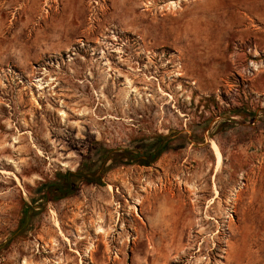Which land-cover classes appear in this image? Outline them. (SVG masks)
<instances>
[{"label": "rangeland", "instance_id": "374dc122", "mask_svg": "<svg viewBox=\"0 0 264 264\" xmlns=\"http://www.w3.org/2000/svg\"><path fill=\"white\" fill-rule=\"evenodd\" d=\"M0 264H264V0H0Z\"/></svg>", "mask_w": 264, "mask_h": 264}, {"label": "flooded vegetation", "instance_id": "af4514ba", "mask_svg": "<svg viewBox=\"0 0 264 264\" xmlns=\"http://www.w3.org/2000/svg\"><path fill=\"white\" fill-rule=\"evenodd\" d=\"M166 139H155L152 141L132 142L123 150L117 151L111 159V162L120 163L123 161L127 164L136 163L142 166L151 165L158 156L163 153L172 151L176 146L171 145ZM112 155L104 149H93L90 156L85 159L74 175L66 174L56 179L52 184L46 185V194L55 200H62L68 198L73 193L74 189L82 183H89L90 181L97 180L99 172L105 170L104 165L108 156ZM104 167V168H103ZM45 194V193H43ZM33 210L26 208L22 211L21 222L18 224V229H32Z\"/></svg>", "mask_w": 264, "mask_h": 264}, {"label": "trees", "instance_id": "16d2710c", "mask_svg": "<svg viewBox=\"0 0 264 264\" xmlns=\"http://www.w3.org/2000/svg\"><path fill=\"white\" fill-rule=\"evenodd\" d=\"M233 114H234L233 116L235 117H242L244 119H252L255 117L254 114L247 113L246 111L242 109L236 110Z\"/></svg>", "mask_w": 264, "mask_h": 264}, {"label": "bare ground", "instance_id": "6f19581e", "mask_svg": "<svg viewBox=\"0 0 264 264\" xmlns=\"http://www.w3.org/2000/svg\"><path fill=\"white\" fill-rule=\"evenodd\" d=\"M212 149H213V152H214V155H215V158L217 161V166H218L220 164V161H221V155H220L218 148L215 144H212Z\"/></svg>", "mask_w": 264, "mask_h": 264}]
</instances>
